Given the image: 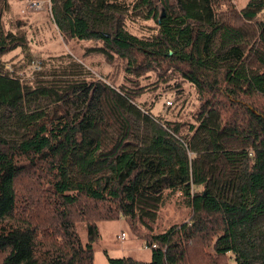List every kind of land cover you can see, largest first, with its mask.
<instances>
[{
  "label": "trees",
  "instance_id": "1",
  "mask_svg": "<svg viewBox=\"0 0 264 264\" xmlns=\"http://www.w3.org/2000/svg\"><path fill=\"white\" fill-rule=\"evenodd\" d=\"M49 2L63 38L100 42L88 51L124 60L127 75L169 65L200 104L195 123L181 124L139 105L141 87L30 88L1 60L26 40L5 28L0 0V264H93L99 222L119 218L148 231L151 258L104 251L108 264H194L188 247L201 237L212 243V264H264V0L240 10L230 0ZM136 12L155 33L126 29ZM5 122L16 139L5 137ZM41 171L52 203L41 206L40 193L43 214L21 215L17 184L36 183ZM167 192L180 193L190 221L154 233ZM75 219L86 224L85 244Z\"/></svg>",
  "mask_w": 264,
  "mask_h": 264
},
{
  "label": "rangeland",
  "instance_id": "2",
  "mask_svg": "<svg viewBox=\"0 0 264 264\" xmlns=\"http://www.w3.org/2000/svg\"><path fill=\"white\" fill-rule=\"evenodd\" d=\"M7 1L8 10L2 19L5 28L17 35L25 36L26 49L12 50L1 60L6 69H9L30 88L51 84L58 88H66L72 84L79 85L82 82L87 84L96 80L111 83L115 87L124 86V84L128 88L141 87L144 92L140 94L137 103L144 108H150L153 116L181 124L195 123L197 108L200 104L196 91L188 82L182 81L173 67L164 63L162 65L153 64L152 72H146L138 77L134 74L133 76L127 75V64L124 60L117 56L106 60L101 54L88 51L93 47H98L100 42L63 38L51 19L49 0ZM156 1L154 0L158 3ZM230 1L236 10L242 9L249 2V0ZM223 7H225L223 11L229 8L226 5ZM161 12H163L162 9ZM144 14L145 12H136L124 18V26L135 36L148 37L156 31L154 21L146 20L143 17ZM141 66L148 65L142 63ZM175 84L176 87L173 88ZM5 124L11 125L10 130H5V137L16 139L13 124L11 122H5ZM44 173L41 171L38 174L36 183L29 181L30 177L27 176L18 182L16 196L17 207L21 215L32 209L35 215L41 216L43 211L39 206L52 203V196L48 193L47 179L43 178ZM40 193L44 195L45 203L38 206L36 200ZM93 205L92 203L85 204L83 209L90 214H96L91 211L94 209ZM189 218L190 210L181 202L180 193L167 192L152 231L154 233L166 231L174 225L190 221ZM75 220L77 221L75 222L77 233L85 244L88 241L86 224ZM98 230L100 238L93 243L95 252L93 264H108L104 251L111 258L131 257L140 262L150 261L151 250L145 246L143 241V237L146 236L144 234L148 232L145 228L132 227L119 218L109 222L100 221ZM120 232L125 234V240L119 239ZM200 239L192 242L188 247V259L194 264L201 261L212 264L215 260L211 248L212 243L203 237ZM228 257L229 262L234 263L232 255Z\"/></svg>",
  "mask_w": 264,
  "mask_h": 264
},
{
  "label": "built area",
  "instance_id": "3",
  "mask_svg": "<svg viewBox=\"0 0 264 264\" xmlns=\"http://www.w3.org/2000/svg\"><path fill=\"white\" fill-rule=\"evenodd\" d=\"M118 237H119L120 240H124L126 236H125L124 233H121ZM153 247H154V246H153Z\"/></svg>",
  "mask_w": 264,
  "mask_h": 264
},
{
  "label": "crops",
  "instance_id": "4",
  "mask_svg": "<svg viewBox=\"0 0 264 264\" xmlns=\"http://www.w3.org/2000/svg\"><path fill=\"white\" fill-rule=\"evenodd\" d=\"M121 233V232H120ZM125 240V239H124Z\"/></svg>",
  "mask_w": 264,
  "mask_h": 264
}]
</instances>
